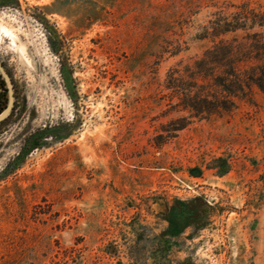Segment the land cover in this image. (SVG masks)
<instances>
[{
    "label": "rangeland",
    "instance_id": "obj_1",
    "mask_svg": "<svg viewBox=\"0 0 264 264\" xmlns=\"http://www.w3.org/2000/svg\"><path fill=\"white\" fill-rule=\"evenodd\" d=\"M242 3L264 10L0 0V62L15 89L0 127V264H154L168 207L197 198L204 227L174 240L168 264H264V95L177 131L189 114L167 88L211 48L201 28ZM6 95L0 80V110Z\"/></svg>",
    "mask_w": 264,
    "mask_h": 264
},
{
    "label": "trees",
    "instance_id": "obj_2",
    "mask_svg": "<svg viewBox=\"0 0 264 264\" xmlns=\"http://www.w3.org/2000/svg\"><path fill=\"white\" fill-rule=\"evenodd\" d=\"M196 40L209 41L212 46L193 66H188L183 73L172 70L168 78L167 88L173 93L172 99H178L177 106L189 114V118L176 121L181 123L177 131L185 129L194 119L230 116L239 109L240 102L254 104L258 93L264 95L263 9L250 3L221 7L201 28ZM0 80L9 98L1 74ZM8 102L9 99L0 115ZM192 172H197L198 178L202 176L200 170ZM228 172L226 164L221 174ZM205 206L204 200L197 198L192 202L177 201L174 207H168L169 228L153 246L154 264H168L169 252L176 245L174 240L182 236L184 230L204 227L208 216Z\"/></svg>",
    "mask_w": 264,
    "mask_h": 264
},
{
    "label": "water",
    "instance_id": "obj_3",
    "mask_svg": "<svg viewBox=\"0 0 264 264\" xmlns=\"http://www.w3.org/2000/svg\"><path fill=\"white\" fill-rule=\"evenodd\" d=\"M0 74L2 75L3 79L6 82V85L8 87L9 91V102L8 106L5 109V111L0 115V124L4 122L12 113L14 105H15V89H14V84L12 82L11 76L8 74L6 71L5 67L3 64L0 62Z\"/></svg>",
    "mask_w": 264,
    "mask_h": 264
},
{
    "label": "flooded vegetation",
    "instance_id": "obj_4",
    "mask_svg": "<svg viewBox=\"0 0 264 264\" xmlns=\"http://www.w3.org/2000/svg\"><path fill=\"white\" fill-rule=\"evenodd\" d=\"M8 88V87H7Z\"/></svg>",
    "mask_w": 264,
    "mask_h": 264
}]
</instances>
